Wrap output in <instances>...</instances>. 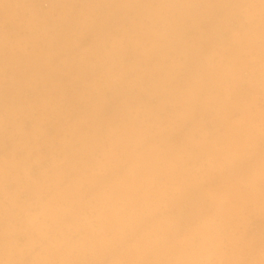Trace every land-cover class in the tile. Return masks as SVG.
<instances>
[{
    "label": "rangeland",
    "instance_id": "obj_1",
    "mask_svg": "<svg viewBox=\"0 0 264 264\" xmlns=\"http://www.w3.org/2000/svg\"><path fill=\"white\" fill-rule=\"evenodd\" d=\"M47 2L40 10L36 0H0V248L6 230L10 233L22 220H31L46 227L53 238L54 250L45 256L49 264H264V177L253 172L247 160L204 174L215 163L213 158L227 139V126L233 122L245 125L257 158L264 152V39L259 26L253 35L229 46L218 36L222 10L207 6L230 0H133L147 22L158 19L169 29L165 53L183 59L185 48L198 45L196 57L185 61L184 70L158 88L150 122L162 123L172 113L192 107L208 136L204 144L193 147L183 134H146L134 152L122 144L112 167L97 178L94 163L111 149L107 141L101 144L85 137L68 150L59 167L53 162L51 143L41 142L45 160L39 169L31 164L36 153L28 157L27 149H19L12 139L6 146V106H15L19 135L30 143L37 100L41 96L55 100L71 79V71L62 69L58 61L68 55L64 42L76 24L75 13L88 5L121 0ZM245 2L259 5L260 0ZM153 11L160 17H152ZM60 14L62 22L57 20ZM30 19L39 21L47 35L29 31ZM112 24L127 26V21L116 15ZM205 36L216 38L205 40ZM21 40L29 42L23 51L5 47V41ZM207 59L219 69L198 82ZM163 76L161 69L153 79ZM197 88L200 95L211 91L220 96L224 102L220 116L215 109L200 107L193 95ZM71 111L66 103L63 112L44 114L42 127L55 134ZM191 127L188 121L185 128ZM180 181H191L193 195L202 182L210 196L203 213L207 231L195 246L177 245L168 225L169 187ZM149 238L157 242L146 244Z\"/></svg>",
    "mask_w": 264,
    "mask_h": 264
},
{
    "label": "clouds",
    "instance_id": "obj_2",
    "mask_svg": "<svg viewBox=\"0 0 264 264\" xmlns=\"http://www.w3.org/2000/svg\"><path fill=\"white\" fill-rule=\"evenodd\" d=\"M103 7L104 11H97ZM180 7H200L199 5H181ZM222 10L219 17L218 36L229 46L238 44L246 35H253L257 26L264 39V0L259 5L246 3L245 0L209 5ZM141 6L133 0L107 5H88L75 13L77 21L64 42L68 55L60 58L59 66L71 71V79L65 81L53 100L41 96L33 111L37 113L32 125L31 142L19 135L15 124V106H6L4 133L7 141L12 139L19 149H27V156L33 157L31 164L39 169L45 157L40 153L41 142H50L55 166H62L68 157V150L85 137H94L101 144L111 145L95 161L93 174L100 178L112 167L116 151L122 144H127L134 152L138 143L146 134L167 137L183 134L193 147L205 143L208 136L202 124L194 117V109L186 107L176 111L162 123H152L150 115L156 105L151 101L163 83L184 70L185 61L195 58L198 45L185 48L182 58L163 51L169 40V29L158 23V19L147 22L140 11ZM119 15L126 19L124 24H112L113 17ZM160 12L153 11L152 17L159 18ZM62 22L63 14L57 17ZM29 31H38L47 35V29L37 20H28ZM216 37L205 36V40ZM29 45L27 40L5 41V47L11 46L19 51ZM131 54L127 59L125 56ZM164 69V76L153 79V75ZM219 65L212 59L203 64L197 81H202ZM87 75V79H83ZM238 78L242 79V75ZM83 82L81 83V81ZM264 88V83L261 85ZM194 96L199 98L204 110L215 109L217 116L224 110V102L214 92L200 95L195 89ZM73 111L62 119L55 134L42 127L44 114L61 113L65 104ZM103 117V119H100ZM188 121L192 127L186 129ZM264 135V131L261 133ZM226 141L221 145L215 163L205 169L204 174L216 168L231 167L247 160L251 170L264 177V152L259 157L255 154V143L245 125L233 122L227 126ZM16 148L13 149L15 155ZM22 161H18V164ZM7 167L5 181L7 182ZM191 181H180L169 187L168 225L175 235V243L180 246H195L201 242L207 225L203 213L210 196L201 182L198 192L189 191ZM238 214V213H237ZM238 227V226H237ZM116 239V238H114ZM146 244H154L157 238H149ZM53 238L46 227L36 226L31 220H22L9 233L5 231L3 246L0 248V264H49L45 258L54 250Z\"/></svg>",
    "mask_w": 264,
    "mask_h": 264
},
{
    "label": "built area",
    "instance_id": "obj_3",
    "mask_svg": "<svg viewBox=\"0 0 264 264\" xmlns=\"http://www.w3.org/2000/svg\"><path fill=\"white\" fill-rule=\"evenodd\" d=\"M36 1L40 2V4H39V9L40 10H43V8L45 6H47V4H48L47 0H36Z\"/></svg>",
    "mask_w": 264,
    "mask_h": 264
}]
</instances>
